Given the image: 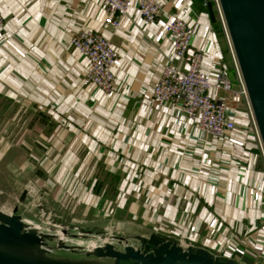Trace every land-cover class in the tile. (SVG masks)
I'll return each instance as SVG.
<instances>
[{"label":"crops","instance_id":"1","mask_svg":"<svg viewBox=\"0 0 264 264\" xmlns=\"http://www.w3.org/2000/svg\"><path fill=\"white\" fill-rule=\"evenodd\" d=\"M159 2L153 24L133 8L117 32L104 33L119 53L109 99L82 84L86 60L70 43L80 30H101L99 0H0V97L51 119L59 154L38 151L34 161L53 165V205L69 189L71 226L110 231L134 247L155 234L222 261L264 264V156L225 36L195 0ZM175 15L194 29L190 52H204L202 72L227 69L231 91L210 92L228 100L236 123L222 140L202 135L171 105L152 104L164 65L186 70L165 30Z\"/></svg>","mask_w":264,"mask_h":264},{"label":"built area","instance_id":"2","mask_svg":"<svg viewBox=\"0 0 264 264\" xmlns=\"http://www.w3.org/2000/svg\"><path fill=\"white\" fill-rule=\"evenodd\" d=\"M104 10L101 30L83 29L75 33L71 46L86 60V69L82 84L92 85L107 98L116 95V80L114 68L119 60L118 49L111 43L104 33L114 34L128 16L131 9H136L146 24H153L162 11L159 0H99ZM213 9L224 31L225 40L232 57L236 77L241 85V92L246 96L240 72L234 58L232 47L224 26L218 0H211ZM207 4L204 3V6ZM4 19L0 12V33L4 28ZM166 32L172 38L173 54L177 60H186V70L182 71L172 65H164L158 81L152 89V104L156 108L171 105L193 126L205 136L222 140L236 129V123L230 117L231 110L228 100L214 98L212 90L230 92L231 82L227 69L221 68L215 76L210 77L201 70L204 52L194 49L190 52L194 29L181 17L175 15L165 25ZM248 113L255 130L260 150L264 156L261 141L257 132L251 108ZM103 243H112L116 248L123 249L125 242L119 245L117 238L110 231H104L98 236ZM169 240V239H168ZM123 245V246H122ZM186 248L187 246H182Z\"/></svg>","mask_w":264,"mask_h":264},{"label":"water","instance_id":"3","mask_svg":"<svg viewBox=\"0 0 264 264\" xmlns=\"http://www.w3.org/2000/svg\"><path fill=\"white\" fill-rule=\"evenodd\" d=\"M206 1L208 15L214 22L212 2ZM218 4L264 152V0H218ZM25 196L23 191L20 201ZM51 237L50 234L26 230L20 215L0 211V248L41 246L44 249L42 253L36 252L38 254L35 253L34 257L0 249V264H79L46 258L44 254L49 252L45 248L46 241ZM117 240L119 245L126 241L122 237ZM137 241L139 247L125 245L121 250L106 243L86 252V256L109 259L110 264H234L222 261L204 249L184 248L155 234L137 238ZM57 247L74 251L63 243H58Z\"/></svg>","mask_w":264,"mask_h":264},{"label":"rangeland","instance_id":"4","mask_svg":"<svg viewBox=\"0 0 264 264\" xmlns=\"http://www.w3.org/2000/svg\"><path fill=\"white\" fill-rule=\"evenodd\" d=\"M216 18L218 19V15ZM53 129L48 116L41 115L24 104L0 97V211L6 214H18L22 216L26 225H39L42 233L52 236L46 241L45 248L49 251L44 254L46 258L73 260V262L75 260V263L79 264L86 262L110 264L109 259L86 256L88 249L85 246L90 244L89 240L100 236L104 231L82 230L70 225V219L67 216V207L70 203L69 189H63L67 193L61 197L63 201L61 204H52V193L58 189V185L52 180L53 165L51 162L36 163L34 157L36 154L39 155L38 151L51 159L59 154V150L53 147ZM41 134L46 136L44 140L41 139ZM66 150L67 148L62 149L60 154H67ZM25 160L30 161L29 164H23ZM25 189L32 195L28 197V201L26 196L23 201H20V196ZM43 192L49 195L41 196ZM31 204L33 206L25 209L26 205ZM46 208L53 209L55 215L53 216L50 213L51 210ZM42 209L46 212L45 214ZM49 213L51 216H48ZM59 228L67 238H72L68 239L67 246L70 245L69 247H72L74 251L57 247ZM125 243L130 245L127 239ZM80 245L83 248L78 247ZM120 248L121 246H117V249Z\"/></svg>","mask_w":264,"mask_h":264},{"label":"bare ground","instance_id":"5","mask_svg":"<svg viewBox=\"0 0 264 264\" xmlns=\"http://www.w3.org/2000/svg\"><path fill=\"white\" fill-rule=\"evenodd\" d=\"M26 230H33L37 233L41 232L40 226L35 225V224L26 225ZM57 231H58L57 232L58 243H63L67 245L68 239H72V238H67L66 235L62 232L61 228H59V230ZM89 243L90 244H87L85 247H87L88 252H92L96 247L100 246L103 243V241L100 237L96 236V237H93V239H90ZM78 247L83 248L82 245ZM0 249L5 252L24 255V256H32V257H34L36 252L42 253V251L44 250L41 246H29V247H24V248H0Z\"/></svg>","mask_w":264,"mask_h":264},{"label":"trees","instance_id":"6","mask_svg":"<svg viewBox=\"0 0 264 264\" xmlns=\"http://www.w3.org/2000/svg\"><path fill=\"white\" fill-rule=\"evenodd\" d=\"M195 2H196V5H198L199 10L207 11V5L204 6V3L207 4L206 0H195ZM212 7H213V4H212ZM214 14H215V21L213 22V25H214L217 33L219 34V36L224 37V31H223V28L221 26L220 21L216 18V11L215 10H214Z\"/></svg>","mask_w":264,"mask_h":264}]
</instances>
